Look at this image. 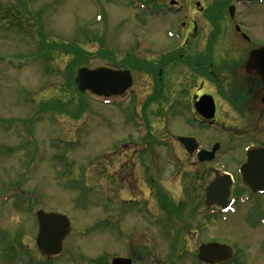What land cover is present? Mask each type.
I'll list each match as a JSON object with an SVG mask.
<instances>
[{
  "label": "rangeland",
  "instance_id": "rangeland-1",
  "mask_svg": "<svg viewBox=\"0 0 264 264\" xmlns=\"http://www.w3.org/2000/svg\"><path fill=\"white\" fill-rule=\"evenodd\" d=\"M137 1L164 11L169 2L177 1L188 11L148 14L143 6L134 7L136 0H0V196L5 200L0 204V264H111L114 257H126L128 252L140 253L142 258L138 257L136 264H164L173 256L171 242L181 244L188 239L195 250L207 239L231 244L236 253L234 264L241 260L244 263L240 264H264V240L260 244L258 238L261 231L264 236V228L256 224L248 205L237 204V212L229 214L227 222L217 217L205 224L198 237L188 231L185 240L175 220V234L165 230L161 221L144 225L138 209L147 200L153 217L161 212L158 194L153 189L150 194L148 182H144L142 165L151 164V178L170 199L181 203L182 212L188 207L193 211L200 198L196 186L204 187L209 177L178 136L194 133L202 146L210 147L217 141L229 145L233 135L241 133L243 138L235 140L246 139L240 151L224 150L220 164L240 158L251 140L264 146V121L256 134L247 133L240 110L243 93L238 87L240 93L232 96L239 100L237 108L228 102L232 97L225 75L230 64L244 63L253 45L252 40L247 43L235 33L233 25L239 22L228 16L232 0H199L200 6L196 0ZM243 1H237L241 10L238 20H242L243 31L261 45L264 2L245 9ZM203 8L206 10L199 13ZM99 15L103 16L100 21ZM187 15L199 20L198 43L204 32H215L209 61L203 44L199 43V56H192L195 50L187 47L188 56L182 59V52L177 53L180 46L167 38V32H174ZM216 23L218 26L211 30ZM188 26L190 31L189 20ZM171 52L166 61L165 54ZM108 55L109 62L126 66L134 76L130 99L120 104L97 102L95 96L81 94L74 81L78 67H95ZM18 62L22 63L13 64ZM209 63L215 77L206 89L216 95V119L221 130L194 124L197 114L192 93L203 80L196 75ZM53 102L62 105L52 110ZM11 120L22 124V135ZM37 160L39 167L33 170L31 165ZM135 163L136 168L132 166ZM132 174L137 178L134 184ZM126 198L137 199L136 204L125 214L121 229L115 225L114 230V225L104 219L110 216L101 205L112 210L108 199L121 203ZM262 203L260 216H264V198ZM36 208L66 213L72 219V234L57 258L47 259L39 253ZM167 209L170 216L171 209ZM192 260L183 255L180 264H192Z\"/></svg>",
  "mask_w": 264,
  "mask_h": 264
},
{
  "label": "flooded vegetation",
  "instance_id": "flooded-vegetation-1",
  "mask_svg": "<svg viewBox=\"0 0 264 264\" xmlns=\"http://www.w3.org/2000/svg\"><path fill=\"white\" fill-rule=\"evenodd\" d=\"M192 1V0H191ZM201 2H199V0H196V5H199ZM175 6L180 7V9L182 11H186L187 7H185L182 4H176ZM216 6V5H215ZM217 9V6H216ZM204 10L206 9H199L198 12L199 13H203ZM218 13V10H217ZM228 16L230 19H233L234 17H231L228 13ZM215 17H219V15H215ZM236 18H234L235 20ZM242 21V20H241ZM241 21L239 20L240 25L234 24V30L235 33L239 35V37H241V39H243L244 41H246L247 43L249 41H253V45L250 48L249 51L256 49L258 47H260L261 45H258L257 43H255L254 39L252 38L250 33H247L245 31H243V25L241 23ZM189 22L193 25V23L195 22L194 18H190ZM187 23L184 22V26H186ZM212 29L216 28L218 26V24L216 23L215 25H211ZM189 26H187L186 28L184 27L182 34L180 35V40L176 41L179 48V50L177 51V53L182 52L179 56H181V58L183 59L184 56H188L186 54L185 49L187 47H193L192 49L195 50V55H200L201 50L199 48V43L203 44L204 47V53H206V55H208L207 61H209L210 58L212 57V53L210 51L211 44H214L215 42V32H213L212 34L210 33H203L201 38H200V42L198 43L196 40H191L190 35L192 27L190 29V31L188 30ZM231 32V31H230ZM233 32H231L230 34H232ZM234 34V33H233ZM234 34V38L237 39V36L235 37ZM210 35V38L208 39V36ZM225 41H228L225 40ZM238 42L241 43L240 39L238 40ZM196 43V44H195ZM198 43V45H197ZM210 45V47H209ZM225 45H223L224 47ZM206 47V48H205ZM227 47H224V50H226ZM219 53H221V51H218ZM168 53V52H167ZM176 53V52H175ZM173 53H169V54H165V60L168 61V58L170 55H172ZM203 55V56H206ZM211 56V57H209ZM193 62H195V60H193ZM244 63H235V64H230V69L228 70L227 75H225L227 78L224 79V81H226V88L229 90V96H233L235 94H238L240 92H242L243 97L242 100L240 101L241 104V113H243L244 115V124L246 126V129H248V131L246 130L247 133L254 135L256 134L255 131H257V128L260 126V124H263L262 121H264V82L263 80L259 77L258 74H256L255 72H252L251 70L248 69L247 64H248V54L246 56V58L243 61ZM162 63H165V61H162ZM210 65H208L207 67H202L201 70L202 71H198L199 73L196 76H199L201 78H203L202 80V84L199 85V87L197 88L196 91H194L192 93V100H193V106H194V99L197 96H201L203 94H211L214 97L216 96L214 94V92L209 91L206 89V85L211 82V77H215L213 71L210 69L211 63H209ZM214 64V63H213ZM226 65V64H225ZM229 68V67H228ZM213 82V81H212ZM214 83V82H213ZM219 84V83H218ZM215 84L216 87H218L219 85ZM239 89L240 92L236 91V89ZM226 89V90H227ZM215 101H216V115L218 113V101L215 97ZM229 104L231 105L232 108H237V104L239 102L238 98L236 97H232L230 99H228ZM196 119L198 121H200V123H205L207 122L205 119H202L201 117H196ZM261 119V120H260ZM217 120V119H216ZM245 126H241L240 129L245 128ZM250 131V132H249ZM231 134V130L229 131ZM241 133H237L236 135H233L232 138L235 137V139H233V141L229 142V152H233L236 149L240 151V147H241V140L240 141H235L238 140L239 137H241ZM256 144V147H264L263 144H261L259 141L254 142ZM198 165H202L204 171L207 172V174H205L207 177H209L207 184L204 187H200V186H196L198 191L200 192V200L198 199V201L196 202V205L193 207V211L190 210V208L188 207L187 210L185 212H179V214H181L180 216H175V215H167V205L169 203H167L168 201L166 200L167 195L163 194V192H165V190L161 187V186H156V187H152L151 182H154V179H150V168L148 167L147 164L144 165L143 168V172H144V182L147 183V181H149L148 184V191L151 194L152 189L156 192V194H158V199L157 201V208L158 210L162 213L160 214V217H162L160 219V221H165L167 223V230H171V232L173 234H175V230L173 229L174 227V223L173 221H177L180 226H178V232L180 231V233L183 236V240L186 239V234L189 231L190 233L192 232L193 235H196V237H198L199 235V231L204 229L203 227H205V224H211V222L213 220H215L216 217V213L215 212H219L218 209H216L215 207L213 208H209L207 207V205L205 204V189L207 187V185L218 175L221 174L219 172V167H217V162H211V163H199ZM225 165L228 167L227 171H225V173H228L229 175H231V177L233 178V184L231 186V196L236 200L237 203H239L241 200L246 199V204H248V207H250V211L251 214L254 215V219L256 224H258L261 228H264V216H260L259 215V210L261 208L262 200L264 198V192L262 193H253V191L251 190L252 188L248 185L247 182L252 181L251 179H247V174L249 171V165H247V157L241 155V158H235L232 161H228L225 162ZM242 165H245V171L244 174H240L237 171V167H241ZM132 166H134L136 168V163L133 164ZM236 167V169H235ZM141 170V169H140ZM134 174H132V182L133 184L137 181V178L134 177ZM250 180V181H249ZM255 186H258L255 184ZM166 193V192H165ZM150 195L148 194V197ZM132 198L129 199H123V202H128V201H132ZM135 200V199H134ZM145 206H143V210L145 213V218L143 217V219L145 220L144 225H149L151 224V220H152V211H151V206L150 201H146L145 202ZM181 204V203H179ZM195 204V201H194ZM193 204V205H194ZM192 205V206H193ZM234 206H236V203L234 204ZM199 211H201V214L199 213ZM176 214V213H174ZM191 218V219H189ZM121 218H117V229L118 231L121 229L120 228V223L118 221H120ZM156 221H159L158 218H155ZM202 227V229H201ZM191 228H194L193 230H191ZM164 229H166V227H164ZM204 232V231H203ZM262 231L259 235V240H260V244L263 242L264 240V236L261 235ZM176 236V235H175ZM189 240V239H188ZM183 243L181 242V244L178 242L176 243V247L174 248V251L171 252L173 254L172 257H170V259L168 260V262L164 263V264H173L174 262H177V264L180 263L182 256H187L192 258V264H201L198 261V255H199V246L201 245V243H205V242H209L212 239H207L205 241H201L198 246L197 249H193L190 248L189 246V242ZM186 246V248H185ZM183 248H185L186 250L183 251ZM186 252V253H185ZM176 253V256H174V254ZM260 257L261 254H259ZM236 253L235 255L226 263L224 264H234L232 263L235 259ZM119 257V256H117ZM126 257H130L133 260V264H136L135 262L137 261V259H139L138 257H140V253L137 252H128V255H126ZM142 258V257H140ZM260 260H262V258H260ZM244 263L243 260L240 261V263ZM239 263V264H240ZM205 264H209V262L205 263ZM259 264H263V262L259 261Z\"/></svg>",
  "mask_w": 264,
  "mask_h": 264
},
{
  "label": "water",
  "instance_id": "water-1",
  "mask_svg": "<svg viewBox=\"0 0 264 264\" xmlns=\"http://www.w3.org/2000/svg\"><path fill=\"white\" fill-rule=\"evenodd\" d=\"M247 67L252 72L258 74L264 81V46L254 50L249 55ZM76 83L78 88L85 92L91 91L102 97H112L124 95L132 85V77L129 71L115 70L109 67L100 66L95 69L82 67L78 70ZM198 109L207 116H212L214 112V103L208 97H202L197 103ZM182 142L186 144V148L190 153H193L197 148V143L188 138H182ZM264 154V152H261ZM206 157L204 153L200 154V160L211 159L213 153H208ZM264 169V157L260 158ZM226 180L216 181L208 189V200L214 197L215 201L221 205H226L228 202V186ZM39 225L38 246L42 254L59 255L63 249V240L70 232V226L63 215L57 213H45L40 210L37 213ZM225 246L219 244H210L204 248L203 257L210 254L209 250L216 251L215 259H219L223 253L231 252L229 249H224ZM227 250V251H226ZM130 259L117 258L112 264H131Z\"/></svg>",
  "mask_w": 264,
  "mask_h": 264
},
{
  "label": "trees",
  "instance_id": "trees-1",
  "mask_svg": "<svg viewBox=\"0 0 264 264\" xmlns=\"http://www.w3.org/2000/svg\"><path fill=\"white\" fill-rule=\"evenodd\" d=\"M59 104V105H62V103H59V102H55L53 105H55L54 107H52V108H56V106H57V104ZM48 105V104H47Z\"/></svg>",
  "mask_w": 264,
  "mask_h": 264
},
{
  "label": "bare ground",
  "instance_id": "bare-ground-1",
  "mask_svg": "<svg viewBox=\"0 0 264 264\" xmlns=\"http://www.w3.org/2000/svg\"><path fill=\"white\" fill-rule=\"evenodd\" d=\"M130 99V98H129Z\"/></svg>",
  "mask_w": 264,
  "mask_h": 264
}]
</instances>
